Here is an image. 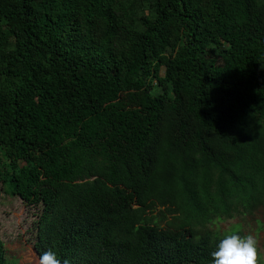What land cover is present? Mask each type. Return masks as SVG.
Masks as SVG:
<instances>
[{"label": "trees", "instance_id": "16d2710c", "mask_svg": "<svg viewBox=\"0 0 264 264\" xmlns=\"http://www.w3.org/2000/svg\"><path fill=\"white\" fill-rule=\"evenodd\" d=\"M142 1L0 0V184L38 258L210 264L207 226L264 210V0Z\"/></svg>", "mask_w": 264, "mask_h": 264}, {"label": "rangeland", "instance_id": "374dc122", "mask_svg": "<svg viewBox=\"0 0 264 264\" xmlns=\"http://www.w3.org/2000/svg\"><path fill=\"white\" fill-rule=\"evenodd\" d=\"M133 1L130 0L132 4ZM136 4L140 13L148 14L147 5L142 0ZM205 5L209 0H200ZM156 94L160 89H156ZM130 100L123 97L122 106H130ZM163 209L156 204L149 210L145 221L150 224H162L167 228L171 215L167 220L161 215ZM40 209L27 207L21 199L9 193L7 185L0 184V233L6 245L7 261L10 264H39L38 255L34 249V222ZM207 230L224 236L232 230H240L242 234L253 233L257 237V264H264V210H256L253 214H238L234 218L216 221L207 226Z\"/></svg>", "mask_w": 264, "mask_h": 264}, {"label": "clouds", "instance_id": "9594fccd", "mask_svg": "<svg viewBox=\"0 0 264 264\" xmlns=\"http://www.w3.org/2000/svg\"><path fill=\"white\" fill-rule=\"evenodd\" d=\"M257 237L253 233L242 234L240 230L226 233L211 252L210 264H257ZM39 264H71L52 249L39 255Z\"/></svg>", "mask_w": 264, "mask_h": 264}]
</instances>
